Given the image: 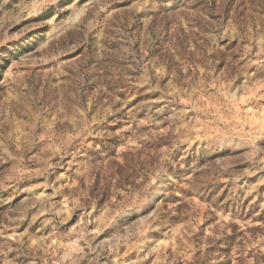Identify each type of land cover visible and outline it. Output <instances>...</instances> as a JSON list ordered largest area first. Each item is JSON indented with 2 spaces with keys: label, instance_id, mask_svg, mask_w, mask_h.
Here are the masks:
<instances>
[{
  "label": "rangeland",
  "instance_id": "374dc122",
  "mask_svg": "<svg viewBox=\"0 0 264 264\" xmlns=\"http://www.w3.org/2000/svg\"><path fill=\"white\" fill-rule=\"evenodd\" d=\"M0 264H264V0H0Z\"/></svg>",
  "mask_w": 264,
  "mask_h": 264
}]
</instances>
